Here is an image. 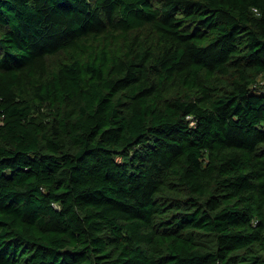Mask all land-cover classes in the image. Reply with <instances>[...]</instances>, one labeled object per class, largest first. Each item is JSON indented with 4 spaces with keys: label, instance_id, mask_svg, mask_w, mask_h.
Returning <instances> with one entry per match:
<instances>
[{
    "label": "trees",
    "instance_id": "16d2710c",
    "mask_svg": "<svg viewBox=\"0 0 264 264\" xmlns=\"http://www.w3.org/2000/svg\"><path fill=\"white\" fill-rule=\"evenodd\" d=\"M0 264H264V0H0Z\"/></svg>",
    "mask_w": 264,
    "mask_h": 264
}]
</instances>
